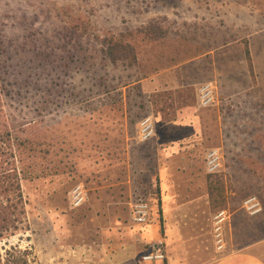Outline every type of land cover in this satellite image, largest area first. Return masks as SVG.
<instances>
[{
  "label": "rangeland",
  "instance_id": "rangeland-1",
  "mask_svg": "<svg viewBox=\"0 0 264 264\" xmlns=\"http://www.w3.org/2000/svg\"><path fill=\"white\" fill-rule=\"evenodd\" d=\"M120 35L133 52L110 64L102 40ZM205 81L218 104L199 108ZM146 115L155 135L140 142ZM0 125L23 143L16 155L28 175L0 264L62 262L100 227L126 223L129 203L143 198L153 219L129 221L131 230L156 242L161 184L191 209L205 179L218 185L206 224L225 197L232 213L229 252L264 234V0H0ZM217 147L223 168L207 174L205 153ZM77 183L86 200L73 209ZM250 195L263 205L256 217L240 208Z\"/></svg>",
  "mask_w": 264,
  "mask_h": 264
},
{
  "label": "crops",
  "instance_id": "crops-1",
  "mask_svg": "<svg viewBox=\"0 0 264 264\" xmlns=\"http://www.w3.org/2000/svg\"><path fill=\"white\" fill-rule=\"evenodd\" d=\"M207 182L205 179L207 192L202 199L198 200L193 194L194 196L186 204L191 206V209H186L179 203H173L169 194L171 189L169 183L167 188L161 184L163 200L159 223L162 236L155 241H162L165 245L163 264H264V234L255 236L261 237L257 240H252L253 237L243 244L236 243L238 245L235 248L224 254H218L215 251L212 245L211 225L206 224L210 221L208 217L211 216V198L213 200L212 189ZM243 200L244 198L241 201V209ZM197 202L201 203L203 208L196 209ZM222 203L225 208L217 209L212 217L217 211L226 210L230 214V220L225 226V233L227 229L228 234H231L232 213L228 210L226 197L223 198ZM109 221L111 220H105V222ZM116 221L119 224L111 226L112 229L108 227L103 230L100 227L98 236L88 248L83 246L75 251L67 252L68 254L65 253L68 259L57 264H145L140 263L139 258V253L145 252V241L140 238L141 234L137 235L131 230L130 216L126 219V223ZM208 227H210L209 230ZM72 256L75 257L74 261Z\"/></svg>",
  "mask_w": 264,
  "mask_h": 264
},
{
  "label": "built area",
  "instance_id": "built-area-1",
  "mask_svg": "<svg viewBox=\"0 0 264 264\" xmlns=\"http://www.w3.org/2000/svg\"><path fill=\"white\" fill-rule=\"evenodd\" d=\"M197 104L199 108H210L218 104L217 87L213 82H205L197 89ZM155 135V125L152 117L146 115L137 123V139L140 142L149 141ZM224 156L220 148L209 149L205 153L204 165L208 174H216L223 168ZM70 207L79 208L86 200V191L82 184L72 186L68 193ZM243 211L250 217H255L263 211V205L255 195L247 196L242 202ZM130 222L133 225H145L153 219L152 204L148 199H139L129 203ZM230 220L226 210L217 211L211 219V234L215 251L218 254L226 252L225 226ZM165 259V245L157 241L145 245V252L140 257V263H151Z\"/></svg>",
  "mask_w": 264,
  "mask_h": 264
},
{
  "label": "trees",
  "instance_id": "trees-1",
  "mask_svg": "<svg viewBox=\"0 0 264 264\" xmlns=\"http://www.w3.org/2000/svg\"><path fill=\"white\" fill-rule=\"evenodd\" d=\"M118 37L115 41L113 37H105L102 40L101 54L110 64L122 62L128 58L130 52H133V47L125 40V37L121 35ZM244 54L246 59H249V50L246 45ZM144 78L145 76H141L136 81L139 82ZM22 145L23 143L15 134H12L5 125H0V238L14 235L19 229L16 210L18 207L23 208L21 182L28 176L27 172L18 167L21 158L16 153ZM208 184L212 191L218 186L209 180ZM220 188L223 189V187ZM259 238L261 237H254L252 240Z\"/></svg>",
  "mask_w": 264,
  "mask_h": 264
}]
</instances>
